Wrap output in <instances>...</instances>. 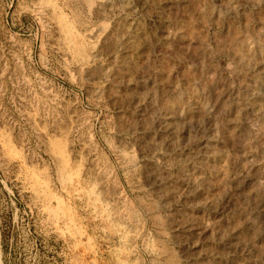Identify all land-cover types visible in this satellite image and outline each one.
Returning <instances> with one entry per match:
<instances>
[{"label":"rangeland","instance_id":"1","mask_svg":"<svg viewBox=\"0 0 264 264\" xmlns=\"http://www.w3.org/2000/svg\"><path fill=\"white\" fill-rule=\"evenodd\" d=\"M3 260L264 264V0H0Z\"/></svg>","mask_w":264,"mask_h":264},{"label":"trees","instance_id":"2","mask_svg":"<svg viewBox=\"0 0 264 264\" xmlns=\"http://www.w3.org/2000/svg\"><path fill=\"white\" fill-rule=\"evenodd\" d=\"M10 229L8 225L1 230V249L3 255H7L9 253V241H10ZM3 264H7L5 260H3Z\"/></svg>","mask_w":264,"mask_h":264}]
</instances>
